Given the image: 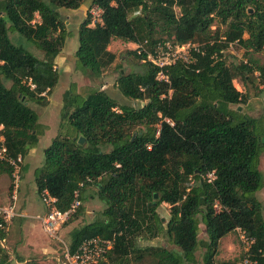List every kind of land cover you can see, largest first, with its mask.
Masks as SVG:
<instances>
[{"label":"trees","instance_id":"obj_1","mask_svg":"<svg viewBox=\"0 0 264 264\" xmlns=\"http://www.w3.org/2000/svg\"><path fill=\"white\" fill-rule=\"evenodd\" d=\"M87 1L0 0V124L14 157L25 159L37 146L44 127L30 105H46L58 82L54 61L68 33L54 8L76 10ZM95 7L101 11L98 23L90 14ZM35 14L40 23L32 24ZM9 33L22 36L42 57L14 45ZM113 41L146 47L129 52L137 65L119 73L115 84L139 105H122L100 89L82 95L72 83L62 95L58 134L34 170L37 195L47 190L60 211L79 192L81 205L71 221L83 215L82 203L93 197L85 195L90 187L104 205L92 223L71 232L69 251L85 239L114 236V247L99 264H142L147 257L148 264H198V250L201 264H234L238 257H216L221 240L241 228L255 239L252 253L264 264L263 205L256 198L264 187V131L231 108L248 102L249 85L264 92V64L229 65L225 54L232 44L246 57L264 53V0H91L79 27L77 70L102 76L116 58L109 50ZM165 43L198 44L189 63L164 68L167 82L157 79L160 69L147 61L149 51ZM237 78L243 91L235 89ZM0 172L10 177L2 163ZM163 203L170 206L166 223L156 212ZM200 226L205 240L199 239ZM161 237L163 247L136 246L138 239ZM0 264H11L6 252Z\"/></svg>","mask_w":264,"mask_h":264},{"label":"rangeland","instance_id":"obj_2","mask_svg":"<svg viewBox=\"0 0 264 264\" xmlns=\"http://www.w3.org/2000/svg\"><path fill=\"white\" fill-rule=\"evenodd\" d=\"M90 5L91 0H88L76 10L54 8L58 12L61 20L65 22L64 26L68 33V37L61 50V54L54 61L55 68L59 73V78L57 85L48 97V103L44 106L30 105L31 109L38 115V122L44 127V130L35 147L37 151L35 155L36 158L28 162L27 170L25 175L23 174V180L19 185L17 200L15 202V211H17L20 216L15 218L10 225L9 238L4 244L5 247L3 246L4 251L7 253L8 262L11 264H16V261H28V263L34 264H58L56 257L60 259L63 253V244L60 241L64 242L67 247H69L71 232L74 229L92 223L98 213L104 209V205L96 198L95 187L88 188L85 195H92L93 197L87 199L85 203H82L83 215L73 221L69 220L68 223H65L59 233H57V240L46 236L42 232L39 221L33 218L35 213L43 214L45 210L37 195L33 172L34 169L39 168L43 164V152L51 145L53 139L58 134L63 93L74 83L76 84L77 91L82 95H86L91 90L100 89L104 90L111 98H114L122 105H139V102L130 101L121 96L115 88V84L119 73L127 74L132 70L133 65H137L134 64L137 60L134 59L129 52L137 50V53L140 54L146 47L113 41L109 46V50L115 54V61L99 78H90L82 74L76 68L75 52L78 48L79 27L84 21L87 9ZM93 12L94 15L98 13H96V11ZM215 27L216 23L212 29H215ZM220 28L223 29L224 27L221 26ZM8 36L14 45L22 47L36 57L41 56V53L22 36L17 33H9ZM192 46L198 47V44L193 43L191 44V47ZM225 54L229 65H237L247 60H250L256 66H262L264 64V53H253L246 57L244 55V50L237 44H232L225 51ZM233 84L236 90L243 91L244 86L240 78L235 79ZM6 85L9 86L10 84L7 83ZM248 88L250 89L248 93V102L238 107L231 106V108H237L238 113L257 120L259 124L262 125V130L264 131V92L261 93L259 91L262 86L258 85V89H254V84H252L249 85ZM261 136L264 137V132ZM259 169L264 184V153L260 157ZM9 187L10 177L6 173L0 172V206H6L9 203ZM256 198L263 205L264 217V187L256 193ZM169 209L170 206L164 203L156 209V212L165 223L169 219ZM22 220L23 222L34 225V237L30 238V240H28L27 235L23 232L20 223ZM199 239H206L203 226H200ZM166 242V238L162 237L152 241L138 239L136 241V246L138 248H158L163 247ZM233 246L239 247V241L235 233L221 240L216 261L221 262L230 259ZM44 248H46V250H44ZM169 248L172 249L173 247L169 245ZM4 251L2 249L0 250V257L5 255ZM201 253L202 250L196 252L198 264H201ZM149 261L150 258L147 257L142 264H148Z\"/></svg>","mask_w":264,"mask_h":264},{"label":"built area","instance_id":"obj_3","mask_svg":"<svg viewBox=\"0 0 264 264\" xmlns=\"http://www.w3.org/2000/svg\"><path fill=\"white\" fill-rule=\"evenodd\" d=\"M93 11L98 13L94 15ZM100 13L101 11L96 7L91 9L90 14L94 23L99 22ZM34 23H40L38 14L34 16L32 24ZM191 51H197V47H191V44L182 46L171 45L169 43L159 44L154 48L152 53L150 52L147 54V61L160 69L157 79L167 82L168 78L163 73L164 68L175 64L177 61L189 63L192 56ZM28 86L30 89H34L35 87L30 81L28 82ZM3 132L4 126L0 124V163L6 165L10 169L9 203L6 206H0V231L6 234L9 223L17 216L15 202L22 179L24 158L21 155L14 157L9 154ZM207 179L208 181L215 179L214 173L208 174ZM39 199L46 207L45 215L38 217L42 231L46 236L57 240L59 229L70 220L81 205L79 192H74L73 202L66 211H60L57 208V199L51 196L47 190H43L39 194ZM235 234L239 241L241 255L234 264H259L258 259L252 253L255 239L248 236L246 231L241 228H237ZM60 242L63 244L62 241ZM114 244V236L110 238L92 237L82 241L73 253L63 244V253L59 260V264H99L105 260L109 251L114 247ZM262 256L264 257V254Z\"/></svg>","mask_w":264,"mask_h":264},{"label":"crops","instance_id":"obj_4","mask_svg":"<svg viewBox=\"0 0 264 264\" xmlns=\"http://www.w3.org/2000/svg\"><path fill=\"white\" fill-rule=\"evenodd\" d=\"M42 56H40L39 58H41ZM36 153H37V151H36V148H33V149H31L30 151H29V153H28V155L25 157V159H24V166H23V174L25 175V172H26V170H27V167H28V162L32 159H34V158H36L35 157V155H36ZM35 170V169H34ZM23 174H22V179H21V181L23 180ZM33 174H34V172H33ZM38 198H39V195H38ZM40 200V199H39ZM41 202V201H40ZM43 205V204H42ZM43 207H44V212H43V214H39V213H35L33 216V218H35L36 220H38V217H40V216H43V215H45V213H46V207L43 205ZM16 214H17V216L16 217H14L12 220H11V222L9 223V226H8V231H7V233L6 234H4V238L3 239H1V240H3V241H1L0 240V250L2 249L3 251H4V249H3V246L5 247V242L8 240V238H9V231H10V225L13 223V220L15 219V218H18L20 215H19V213L16 211ZM39 221V220H38ZM21 223V226H22V229H23V232L27 235V237H28V240H30V238H33L34 237V225L33 224H29V223H27V222H23V220H22V222H20ZM40 223V222H39ZM40 227H41V224H40ZM62 228V227H61ZM61 228L59 229V231L61 230ZM41 229H42V227H41ZM59 231H58V233H59ZM43 232V231H42ZM62 232V231H61ZM44 233V232H43ZM229 236V235H228ZM227 236V237H228ZM226 238V237H225ZM224 238V239H225ZM63 244H64V246H67L64 242H63ZM230 246V245H229ZM230 249H232V248H230ZM236 249H237V251H236ZM44 250H46V248H44ZM231 251H233L230 255V259H227L226 261H232V260H236L237 259V257H239V255H240V245H239V247H236V246H233V249L231 250ZM235 251V252H234ZM5 252V251H4ZM56 256V255H55ZM56 259H57V263H59V258L58 257H56ZM25 263L26 262H28V261H24Z\"/></svg>","mask_w":264,"mask_h":264},{"label":"water","instance_id":"obj_5","mask_svg":"<svg viewBox=\"0 0 264 264\" xmlns=\"http://www.w3.org/2000/svg\"><path fill=\"white\" fill-rule=\"evenodd\" d=\"M261 142L264 143V137L261 139ZM78 143H79L80 145H82V144L84 143V139L80 137V138L78 139ZM156 197H157V196L155 195L154 198H156Z\"/></svg>","mask_w":264,"mask_h":264}]
</instances>
